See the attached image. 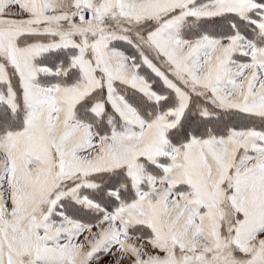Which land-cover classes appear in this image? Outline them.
I'll return each instance as SVG.
<instances>
[{
	"label": "snow or ice",
	"instance_id": "1",
	"mask_svg": "<svg viewBox=\"0 0 264 264\" xmlns=\"http://www.w3.org/2000/svg\"><path fill=\"white\" fill-rule=\"evenodd\" d=\"M0 264H264V0H0Z\"/></svg>",
	"mask_w": 264,
	"mask_h": 264
}]
</instances>
